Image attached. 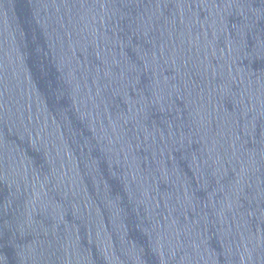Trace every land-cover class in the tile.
<instances>
[{
    "label": "water",
    "instance_id": "1",
    "mask_svg": "<svg viewBox=\"0 0 264 264\" xmlns=\"http://www.w3.org/2000/svg\"><path fill=\"white\" fill-rule=\"evenodd\" d=\"M0 264H264V0H0Z\"/></svg>",
    "mask_w": 264,
    "mask_h": 264
}]
</instances>
